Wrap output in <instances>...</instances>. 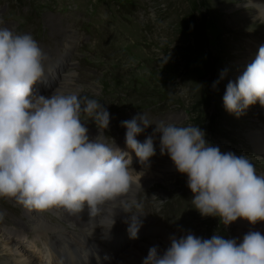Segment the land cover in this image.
<instances>
[{
    "label": "rangeland",
    "instance_id": "374dc122",
    "mask_svg": "<svg viewBox=\"0 0 264 264\" xmlns=\"http://www.w3.org/2000/svg\"><path fill=\"white\" fill-rule=\"evenodd\" d=\"M235 1L228 5L223 0H0V27L30 34L44 52L45 75L34 85V92L51 93L71 75L79 95L107 108V129L98 128L87 114L81 115L91 140L102 136L131 155L121 122L144 115L152 125L137 139L143 143L151 136L158 155L162 134L155 133V124L198 126L208 142L222 152L247 156L257 173L264 174V156L254 152L247 137L264 128V107L257 102L237 117L223 104L227 84L237 81L233 55L241 53L231 49L241 42L226 29ZM221 73H225L223 78ZM161 157L171 159L167 154ZM160 163L156 178L138 190L129 206L125 204L131 216H139L146 230L155 227L171 237L190 232L204 239L217 234L242 242L250 231L246 226L202 216L191 201L194 194L187 175L174 163L167 169L168 162ZM144 167L136 155L132 157V172L141 173ZM25 211L10 198L0 197L1 240L9 233L13 236L8 241L20 255L33 257L35 264H49L48 255L62 251L61 245L48 249L38 233L33 236L22 228L27 222ZM37 213L64 226L46 210ZM7 219L20 226H7ZM118 234L127 244L132 240L128 230ZM79 235L72 232V242Z\"/></svg>",
    "mask_w": 264,
    "mask_h": 264
},
{
    "label": "clouds",
    "instance_id": "9594fccd",
    "mask_svg": "<svg viewBox=\"0 0 264 264\" xmlns=\"http://www.w3.org/2000/svg\"><path fill=\"white\" fill-rule=\"evenodd\" d=\"M45 59L30 34L0 27V197L14 198L28 209L63 208L72 214L87 204L91 216L98 217L106 203L127 194L135 183L132 157L102 136L89 138L82 114L98 128L110 125L109 111L97 100L75 92L45 96L33 91L45 75ZM257 102L264 107V45L223 96L224 108L237 117ZM150 125L144 115L121 122L127 148L141 165L156 155L151 136L143 143L137 139ZM155 125V133L162 134L161 154L187 175L191 201L202 216L219 217L226 225L241 218L253 225L264 222V174L247 156L222 152L206 140L201 127ZM128 223L130 237L138 238L140 217L131 216ZM170 241L162 254L158 246L151 247L143 264H264L259 231H249L242 242L190 232Z\"/></svg>",
    "mask_w": 264,
    "mask_h": 264
},
{
    "label": "bare ground",
    "instance_id": "6f19581e",
    "mask_svg": "<svg viewBox=\"0 0 264 264\" xmlns=\"http://www.w3.org/2000/svg\"><path fill=\"white\" fill-rule=\"evenodd\" d=\"M229 1L230 0H223V4L228 3L229 5ZM232 8L235 12L228 16L230 21H228L226 29L228 34L233 32L234 39H238L241 42L231 47L234 51L241 50V53L233 55L235 59H237L233 67V71H235L233 76L238 80V77L243 74L247 66L255 59L259 47L264 45V0H236ZM242 38H246V41H242ZM48 71L52 74L53 70L48 68ZM231 77L232 76L229 74L228 79H231ZM74 81V77L69 75L67 78L63 79V83L58 85L59 88H56L55 91H62L65 94L73 92L79 93L78 89L75 88ZM55 91L45 96H51ZM35 93L40 94L41 92L39 90L35 91ZM247 137L254 148V152L263 157L264 128L259 129L257 132H249ZM130 152L132 153L133 151L130 150ZM160 162H168V167H166V169L173 167L169 165L174 163L172 159L161 157V154L158 155L157 153L150 159V163L142 168L143 170L140 168L141 173H139V171L138 173L132 172L135 183L132 185L130 191L117 200L106 203L102 207L98 217L91 216L87 204H85L83 211L77 214H72L63 208H60V211H57L58 213L55 211V208L46 210L51 216H57L59 220L61 219L64 224L63 227L56 225L57 223L55 224V222L50 221L49 218L42 219L36 209H28L18 203L14 198H10V200L20 204V206L26 209L25 219L27 222L22 228L33 233V236L35 235L34 233H38L48 249H52L58 244L61 245L60 248L62 251L72 248L79 249L80 253H87V255L96 254L97 260H95V264H139V262H143V259L147 256L151 247L158 246L161 254L170 247L171 236L168 235V232L157 228L151 229L149 226L147 228L148 230L144 229L138 232V238H131V241L128 238V241H130L129 244H127V241L121 239L118 234L120 232H115L111 235H109V233L116 228H121V231L128 230V221L131 218V213L128 211V207H126L125 204L128 203L127 205L129 206V204L136 199L138 190H140L146 182L156 178L155 176L160 169ZM117 202H119V204L116 206ZM113 219L115 223L112 226ZM6 223L7 226H20L16 221H12L11 219H7ZM236 224H238V226L233 225V228L235 226L239 227L244 225L250 231H259L264 235V222H257L253 225L241 218L236 221ZM236 229L240 234H243L241 229ZM75 231L80 233V239H76L72 242V232ZM6 234H8V236L5 239L3 238L4 240H1L2 235L0 236V248L2 249V251L0 250V264H35V259L33 257H23L19 254L15 245L13 246L10 242L11 240L8 241L12 239L13 235H9V233ZM81 239L83 240L80 241ZM108 246H110V248H108ZM101 250H104L108 254L107 259L101 256V253H99ZM111 252L114 253L111 254ZM113 254L117 256L111 258ZM53 255L56 256L54 257L56 263L64 264L66 262L64 259H60L58 253H54ZM82 260L78 264H91L90 258ZM74 264H77V262Z\"/></svg>",
    "mask_w": 264,
    "mask_h": 264
}]
</instances>
